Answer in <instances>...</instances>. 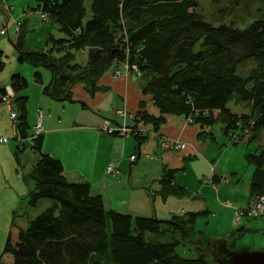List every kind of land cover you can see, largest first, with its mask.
Masks as SVG:
<instances>
[{"label":"trees","instance_id":"16d2710c","mask_svg":"<svg viewBox=\"0 0 264 264\" xmlns=\"http://www.w3.org/2000/svg\"><path fill=\"white\" fill-rule=\"evenodd\" d=\"M33 1L32 11L53 22L62 37L47 34L45 51H26V23L19 22L12 45L17 63L52 74L43 88L45 95L72 101L70 89L78 83L93 94L97 78L113 65L115 71L127 62L135 64L143 94L151 97L160 113L154 117L141 112L136 117L154 127L163 124L166 115L182 116L202 129L219 122L234 144L260 140V151L246 154L245 159L254 168L250 198L264 196V19L245 28L213 25L197 13L196 0ZM79 51L87 52L84 65L74 61ZM3 57L0 51V72ZM34 81H42L38 71ZM9 84L12 96L0 88V107L9 101L16 115L14 139L22 145L14 156L31 187L26 205L37 215L21 227L13 213L0 264H220L219 253L207 243L214 242L221 252L235 246L239 238L235 233L228 242L210 241L195 231V221L204 212L158 220L105 209L88 182L67 181L61 161L42 152V135L28 141L32 135L28 96L20 95L28 83L13 72ZM233 100L246 111L234 112L228 106ZM28 148L33 162L26 171L19 153ZM172 178L169 170L162 179L163 194L186 196L185 188L171 185ZM178 234L183 239L200 237L197 258L176 253L182 244Z\"/></svg>","mask_w":264,"mask_h":264},{"label":"crops","instance_id":"0c3cea01","mask_svg":"<svg viewBox=\"0 0 264 264\" xmlns=\"http://www.w3.org/2000/svg\"><path fill=\"white\" fill-rule=\"evenodd\" d=\"M2 45L3 41L0 42V47ZM114 66L97 78L95 93H87L83 85L78 83L70 89L72 101L61 102L52 99V101L60 102L63 105L62 112L65 111V104H80L82 106L81 113L73 118L71 127H65L61 114L58 118H50L49 115L45 116L41 113L43 130L41 141L45 135H55L58 138L56 142L59 144L63 139L67 140L68 151L73 149L76 153L79 152L81 165L76 162L78 167L75 168L74 164L76 163L71 164L67 157H54L46 151L42 150V152L61 161L63 174L67 181L88 182L92 193L102 197L107 210L131 216L155 217L158 220H168L173 216L208 211L206 207H202L198 197L190 195L192 190L188 185L187 166L189 163L199 161L197 157L201 156L205 160L202 161L203 165L208 167L206 165L208 161L205 158H209V169L213 171L212 179L215 177V180H218L217 178L220 177L218 174L219 162L215 161L211 165V161H214L211 147L217 143L213 127L202 129L186 118L174 115L164 116L165 121L159 127L140 121L136 117L137 114L146 112L148 115L158 117L159 110L154 106L151 97L143 94L142 82L138 77L133 74L115 77L113 76V71L116 68ZM16 68V64H13L9 75H2L5 69L0 72L2 75L0 76V88L10 89L9 78L13 72H16ZM47 107L54 108L53 104H47ZM11 108L10 102L0 107V138H7V143H0V233L3 234L8 232L13 213L16 212L17 216V210H19L17 207L26 202L31 191V187L23 180L22 172L14 156L18 145L14 149L11 145V140L16 143L22 142L14 139V122L9 117ZM39 112H42L40 108ZM116 117L121 120V123L114 120ZM103 122H109L110 128H135L138 130L139 139H135V136L126 138V136H107L100 133L98 127L104 126ZM100 129L102 128L100 127ZM78 131L86 133L77 141L70 142L67 134ZM221 133L224 135L222 127ZM120 137L122 138L120 139ZM224 137L226 136L224 135ZM170 142L183 143L185 147L175 149L173 146H169ZM230 142L234 144V142ZM222 145L225 143L223 142ZM60 148L63 149L61 145ZM126 154H129L127 165L123 157ZM131 157H135V159L131 160ZM21 162L27 171L33 161L27 163V167L24 165L23 159ZM109 165H112L118 173L107 175L105 170ZM169 170H172L173 177L171 185L185 188L186 196L177 197L163 194L162 179ZM249 187L250 182L248 189ZM24 212V215L21 214L17 218V224L21 227L26 226L28 218L37 215L36 211L26 210ZM259 219L264 218H244V223ZM254 230L253 227L244 224L237 230H232L229 238L217 241L231 239L234 233V235L241 236L244 232Z\"/></svg>","mask_w":264,"mask_h":264},{"label":"rangeland","instance_id":"374dc122","mask_svg":"<svg viewBox=\"0 0 264 264\" xmlns=\"http://www.w3.org/2000/svg\"><path fill=\"white\" fill-rule=\"evenodd\" d=\"M196 1L198 3L197 13L201 15L206 22L213 25L232 23L239 28H245L254 20L264 19V0ZM34 7L35 3L33 0H0V31L2 29L5 30L4 35L0 34V42L3 41L0 50L4 54L3 62L5 63V70L2 75H9L12 71L13 64H16L17 68L15 74L22 75L28 83L27 89L21 93L28 96L27 123L30 126L28 129L29 134H31L33 125L36 124L39 108L40 111H42V115H49L50 118H58L59 114H61L65 127H71L74 121L73 118L81 113L80 109H83L80 104H65V111L62 112L63 105L60 102L52 101L50 97L43 93V88L49 84L52 77L50 71L42 68L35 70L27 63L19 64L16 61L17 54L14 51L12 44L15 42L17 32L21 27L19 22L26 23L27 33L24 45L26 51H45L46 46L44 40L47 34H52L56 38L62 37V34L58 31V27L53 22L46 18H42L39 12L32 11ZM74 61L75 63L84 65L87 61V52L79 51L75 53ZM120 68L121 67L117 68V70ZM35 71L40 73L42 77L41 83L34 81ZM128 74H133L135 77L140 76L138 70L136 73L131 70ZM122 75L125 74H121L117 77ZM8 90L10 89L6 88V91ZM47 104H53L54 108L47 107ZM228 106L234 112L246 111L245 108L241 107L242 105L237 106L234 103V100L229 102ZM114 120L121 123V120L117 117ZM104 124L105 123L103 122V125ZM100 127L102 128L103 126L101 125ZM100 127H98L100 133L107 136H117L116 134L112 135L106 133L104 130H101ZM212 127L214 135L217 138V143H214L211 147L214 157V161H211V165H213L215 161H217V163L219 162L220 167L218 169V174L220 177L217 178L218 180L212 179L213 171L209 169V158H205L208 161L206 162L208 167L203 165L202 161L205 160L201 156L197 157L199 161L189 163L187 166L188 185L190 186V190H192L191 193H189L191 196L198 197L202 207H206L208 210L204 211V214L196 219L194 225L195 231L203 232L202 234L208 240L217 241L223 238H229L231 231L237 230L241 225H249L255 230L244 232L241 236H237L238 234L235 235L236 237H239V239L236 240L235 246L232 247L230 251L264 252V219L244 223V218L247 217H237V210L246 208L248 204L254 200V198L249 197L248 189L254 168L247 163L245 155L258 153L260 151L259 146L262 143L260 140H257L254 143H239L234 145L227 139V137L222 135L221 123L216 122ZM85 133L86 132L84 131H78L75 133L69 132L67 136L69 137L70 142H72L75 140L77 141L84 136ZM129 136L130 135L126 136V138ZM121 138L122 137H120V139ZM56 141H58V138L55 135H45L42 139V150L48 152L54 157H67L71 164L76 162H79L80 164L79 152L76 153L73 149H70L69 152V144L67 147V140L63 139L60 144ZM223 142L225 145H222ZM11 145L14 149L17 145L21 146L22 144L11 140ZM60 145L63 149L60 148ZM19 156L23 159L24 165L27 167V163L32 160L33 154L30 153V149L28 148L24 153L20 152ZM123 157L125 164L127 165L129 154H126ZM77 163L74 164L75 168L78 167ZM109 166H107V168H109ZM107 168L105 170L107 175H115L118 173H107ZM26 204L27 202L22 205L19 204L17 207L19 210L16 209L17 216L21 215L24 211L29 210ZM6 237L7 232L4 234L0 233V256L4 248ZM177 239L182 243L176 248V253L178 255L186 259H195L198 257L199 253L197 251L200 249L198 242L202 241L200 237L194 235L186 236L183 239L182 236L178 234ZM226 241H229V239ZM207 245L212 247L215 244L214 242H210L207 243ZM200 253H204L207 256V259L211 261L213 260L210 253L206 251Z\"/></svg>","mask_w":264,"mask_h":264},{"label":"built area","instance_id":"2783aa9c","mask_svg":"<svg viewBox=\"0 0 264 264\" xmlns=\"http://www.w3.org/2000/svg\"><path fill=\"white\" fill-rule=\"evenodd\" d=\"M42 18H45L42 16ZM4 32L1 31V34ZM137 72V66L135 64H129L128 62L123 64L120 69H116L113 72V76L117 77L121 74H128L130 71ZM8 97L12 96V92L10 90L7 91ZM9 101H6L5 103H8ZM4 103V104H5ZM10 119L14 122L16 115L14 112L10 110ZM41 119L42 115L41 112H38L37 116V121L36 124L34 125L32 129V135L29 137L28 141L32 142L35 138L40 136L43 133L42 127H41ZM101 130H104L106 133L109 134H116L118 136H136L138 133L137 129L133 128H125V127H116V128H110L109 123L105 122L104 126L102 127ZM0 143L5 144L7 143V138H0ZM170 147H174L175 149H183L185 145L183 143H175V142H170L169 144ZM135 157H131V160H134ZM114 174L117 172L116 169H114L112 166H109L107 168V173ZM242 216V217H247V218H264V196L261 197H256L254 198L253 201H251L248 206L244 209H238L237 210V217Z\"/></svg>","mask_w":264,"mask_h":264},{"label":"water","instance_id":"95a60500","mask_svg":"<svg viewBox=\"0 0 264 264\" xmlns=\"http://www.w3.org/2000/svg\"><path fill=\"white\" fill-rule=\"evenodd\" d=\"M217 247L218 246L216 245L212 246L213 249H216ZM217 252L221 257L219 261L220 264H264V252H231L229 250L225 252Z\"/></svg>","mask_w":264,"mask_h":264},{"label":"flooded vegetation","instance_id":"af4514ba","mask_svg":"<svg viewBox=\"0 0 264 264\" xmlns=\"http://www.w3.org/2000/svg\"><path fill=\"white\" fill-rule=\"evenodd\" d=\"M213 250L221 252L220 248H218V247L216 249H213Z\"/></svg>","mask_w":264,"mask_h":264},{"label":"bare ground","instance_id":"6f19581e","mask_svg":"<svg viewBox=\"0 0 264 264\" xmlns=\"http://www.w3.org/2000/svg\"><path fill=\"white\" fill-rule=\"evenodd\" d=\"M42 135V134H41ZM112 166V165H111ZM113 167V166H112ZM114 168V167H113ZM115 169V168H114Z\"/></svg>","mask_w":264,"mask_h":264}]
</instances>
